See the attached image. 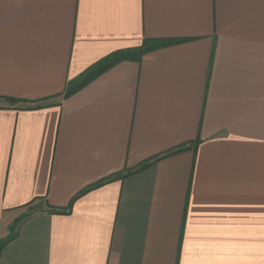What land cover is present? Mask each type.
Wrapping results in <instances>:
<instances>
[{
  "label": "crops",
  "instance_id": "1",
  "mask_svg": "<svg viewBox=\"0 0 264 264\" xmlns=\"http://www.w3.org/2000/svg\"><path fill=\"white\" fill-rule=\"evenodd\" d=\"M3 243L0 264H264V0H0Z\"/></svg>",
  "mask_w": 264,
  "mask_h": 264
},
{
  "label": "trees",
  "instance_id": "2",
  "mask_svg": "<svg viewBox=\"0 0 264 264\" xmlns=\"http://www.w3.org/2000/svg\"><path fill=\"white\" fill-rule=\"evenodd\" d=\"M136 52H138L139 54H141L143 51H142V50H136ZM122 58H124V57L121 56V54H119L118 56L113 57V58H112V61H111V62H108V64L106 65L105 68L109 67L112 63L121 60ZM138 58H139V57H138ZM136 59H137V58H136ZM95 75H96V74H95ZM95 75H94V76H95ZM89 76H90V75H89ZM89 76H88V79H84V80L81 82L80 86L85 85L89 80H91V79L94 77L93 75H91L90 77H89ZM92 76H93V77H92ZM71 93H72V91H66L65 96H68V95H70ZM9 101H10V102H16L17 100L10 99ZM102 183H103V182H98V183L94 184V185L92 186V188L98 187V186L101 185ZM82 193H83V192H82ZM80 194H81V193H80ZM80 194H79V195H80ZM79 195H78V196H79ZM76 197H77V196H76ZM52 212H53V213H64V210H53ZM3 246H4V243L0 245V250L2 249Z\"/></svg>",
  "mask_w": 264,
  "mask_h": 264
},
{
  "label": "rangeland",
  "instance_id": "3",
  "mask_svg": "<svg viewBox=\"0 0 264 264\" xmlns=\"http://www.w3.org/2000/svg\"><path fill=\"white\" fill-rule=\"evenodd\" d=\"M9 100H7V101H8V103H10V105H17L18 107H38V106L45 105L48 103L47 100H42V101H16V102H10Z\"/></svg>",
  "mask_w": 264,
  "mask_h": 264
}]
</instances>
